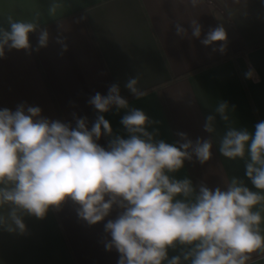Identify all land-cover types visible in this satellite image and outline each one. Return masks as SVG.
<instances>
[{"label": "crops", "instance_id": "crops-1", "mask_svg": "<svg viewBox=\"0 0 264 264\" xmlns=\"http://www.w3.org/2000/svg\"><path fill=\"white\" fill-rule=\"evenodd\" d=\"M53 2L0 0V24L7 27V16L38 17L41 28L50 33L46 48L31 54L12 50L0 58V109L14 111L26 102L39 106L42 115L52 120L66 122L73 113L86 116L91 127L97 113L89 98L96 92L107 95L109 87L118 84L131 108L159 122L149 131L158 129L157 139L174 143L177 132L193 141L209 138L203 130L206 117L215 115L223 100L230 106L229 120L216 115L212 158L203 165L195 158L185 161L173 175L213 189L238 177L256 191L245 175L244 161L225 158L218 148L228 126L254 131L255 124L264 121V0H200L196 7L189 0H55L62 7L49 15ZM192 20L202 25L200 39L210 28L223 25L228 36L225 53L212 50L219 43L204 46L192 38ZM177 22L188 29V37L176 35ZM37 36L30 34L33 49ZM258 44L262 45L245 55L211 64ZM249 67L255 69L258 82L245 78ZM137 76L145 93L140 99L125 87L129 78ZM176 76L182 77L172 80ZM126 112L113 108L104 114L114 134L125 138L120 121ZM108 139L102 137L98 143L107 147ZM257 209L264 217V208L257 205ZM116 215L114 210L104 222L89 226L68 202L60 211L50 210L43 220L25 217L27 231L22 235L0 229V264H117L119 253L106 250L103 243L104 223ZM177 254L179 250H169V257ZM248 264H264V252L253 253Z\"/></svg>", "mask_w": 264, "mask_h": 264}, {"label": "clouds", "instance_id": "clouds-1", "mask_svg": "<svg viewBox=\"0 0 264 264\" xmlns=\"http://www.w3.org/2000/svg\"><path fill=\"white\" fill-rule=\"evenodd\" d=\"M189 3L196 7L200 0ZM61 7L54 0L49 15ZM6 24H0V58L12 50L31 54L49 44L50 33L41 28L38 17L7 16ZM174 27L180 38L189 36L181 23ZM190 27L191 37L200 39L199 21L192 20ZM33 33H38L35 49ZM227 40L225 27L218 25L200 42L219 43L212 50L223 54ZM244 75L258 82L254 68ZM138 83V76L129 78L125 87L140 99L145 93ZM88 103L97 113L91 127L86 116L73 113L74 123L52 120L39 106L26 102L14 111L0 109V229L22 235L27 231L25 217L43 220L50 210L60 211L71 202L78 218L89 226L117 211L104 223L103 241L106 250L119 253L117 264H248L253 253L264 252V217L257 209L264 208V121L256 123L254 131L228 126L219 139L220 154L244 161L245 175L256 191L238 177L213 189L173 174L185 161L195 158L203 165L212 158L214 122L216 115L229 120L228 102L221 100L215 115L206 117L203 130L209 138L193 141L177 132L174 143L157 139L158 129L149 131L159 122L131 108L118 84H112L107 95L96 92ZM113 108L127 110L120 121L127 138L114 134L105 118ZM102 137L109 138L107 147L98 143ZM169 250L179 254L169 257Z\"/></svg>", "mask_w": 264, "mask_h": 264}, {"label": "trees", "instance_id": "trees-1", "mask_svg": "<svg viewBox=\"0 0 264 264\" xmlns=\"http://www.w3.org/2000/svg\"><path fill=\"white\" fill-rule=\"evenodd\" d=\"M262 44H263V43H262ZM262 44H258V45H255V46H249V47H246V48H244V49H242V50H240V51H238V52L232 53V54H230V55H228V56H226V57H224V58H222V59H219V60H217V61H215V62H212L211 64H214V63H217V62L222 61V60H224V59H227L229 56H232V55H245L250 49L256 48V47H258V46H260V45H262ZM211 64H210V65H211ZM182 76H184V75H182ZM182 76H176V77L172 78V80L178 79V78H180V77H182ZM153 89H154V88H153ZM66 122H73V119H72V120H69V121H66Z\"/></svg>", "mask_w": 264, "mask_h": 264}]
</instances>
